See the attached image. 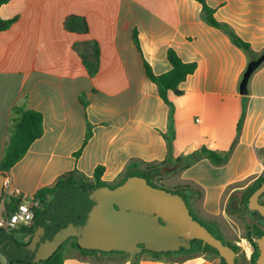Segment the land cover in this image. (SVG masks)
I'll list each match as a JSON object with an SVG mask.
<instances>
[{"label":"crops","instance_id":"obj_1","mask_svg":"<svg viewBox=\"0 0 264 264\" xmlns=\"http://www.w3.org/2000/svg\"><path fill=\"white\" fill-rule=\"evenodd\" d=\"M205 1L216 19L229 24L253 51H264V0ZM73 17L86 20L87 33L76 32ZM0 19L13 21L0 28V162L14 107L25 104L43 115V135L7 175L12 189L34 196L72 171L91 178L99 166L102 180L115 183L128 172L139 174L147 164L164 162L170 108L147 77L144 60L156 75L166 73L172 48L184 62L197 64L180 85L184 94L170 95L173 159L202 147L228 151L246 100L242 130L226 165L203 158L183 171L175 166L161 171L169 185L165 189L184 196L196 216L222 232L229 201L264 174V156L258 153L264 148V64L242 95L247 56L203 21L196 0H9L0 7ZM95 45L100 57L91 76L84 59L94 61ZM89 126L92 136L84 146ZM9 201L2 197L1 215ZM72 250L66 248L64 264L102 262L100 253L83 256ZM198 259V264H223L213 254ZM139 264L181 263L149 257Z\"/></svg>","mask_w":264,"mask_h":264},{"label":"water","instance_id":"obj_2","mask_svg":"<svg viewBox=\"0 0 264 264\" xmlns=\"http://www.w3.org/2000/svg\"><path fill=\"white\" fill-rule=\"evenodd\" d=\"M4 26L0 19V28ZM263 63L264 53L248 63L239 86L242 95L248 94L250 78ZM4 181L5 175L0 174V208ZM263 194L264 181L249 197L248 208L264 216V205L258 202ZM0 229V253L11 262L24 264L49 259L73 238L83 250L133 255L176 252L201 241L216 249L226 264H236L237 258L230 245L192 216L184 196L151 185L139 175L116 187L106 185L91 191L62 185L36 220V230L27 244L5 233L7 226ZM255 243L259 251L255 264H264V234ZM5 246H10L13 254Z\"/></svg>","mask_w":264,"mask_h":264},{"label":"trees","instance_id":"obj_3","mask_svg":"<svg viewBox=\"0 0 264 264\" xmlns=\"http://www.w3.org/2000/svg\"><path fill=\"white\" fill-rule=\"evenodd\" d=\"M196 1L199 2L202 6L203 21L207 25L224 32L229 37L231 42L245 53L248 59V63L256 60L258 57H260L264 53V51L262 53H256L255 51H253V49L251 48V45L248 42L244 41L229 24L218 21L215 17V9L211 8L206 3L205 0H196ZM8 2L9 0H0V7L4 4H7ZM73 18L76 21V32L87 33L88 25H87L86 20L78 18V17H73ZM12 22L13 21H7L5 24L6 26H9L10 24H12ZM132 38H133V42L136 48L139 50L140 53H142L139 38H138V33L136 31H133ZM99 57H100L99 49L97 45H95L94 46V61H88L84 59L85 65L91 76H93L94 73L97 72V68H98L97 63H98ZM167 59L171 65V69L168 72L160 74V75H156L153 72L149 63L144 60V67H145L147 77L149 78L151 82L157 85L160 98L170 108L169 128H168L167 134L164 135L167 141V145H168V156L166 160L158 164L145 165L144 171L139 174L128 172L124 176V178L120 179L116 183H108L102 180V176L104 172V168L102 166L97 167L94 175L91 178L81 175L78 171L69 172L61 176L52 186L44 187L40 189L34 195V197L37 200H39L40 203L42 204V208L37 211L36 220L43 213V211L49 207L52 199L54 198V195L57 193V191L62 185H68L73 188L83 186L87 191H91L97 187L106 186V185H109L111 187H116L122 184L128 177L133 176V175H139V176L145 177L149 184L154 185L158 188L165 189L164 186L159 185L157 182V180L162 178L161 170H162V167L164 166H175L178 171H183L193 166L194 164H196L203 158L209 159L216 166H223L229 162L232 152L238 142V138L242 130V125H243L245 113H246V100L243 102L242 115L237 125V137L228 151L218 152L215 150L208 149L206 147H202L199 150L189 155L180 156L176 159L172 158V143L175 138V127H174L175 106L173 102L170 100V95L173 94L175 96H182L184 94V91L180 88V85L187 80L189 75H192L195 72L197 68V64L195 62H191V63L184 62L181 59V57L178 55V53L172 48H169L167 51ZM83 104L85 107L87 106L86 101H84ZM42 135H43V115L38 111L30 109L25 104L14 107L13 115H12V124L10 127L9 142L5 149L3 158L0 162V174H4L5 176H7L11 168L25 156V154L27 153L32 143L35 140L39 139ZM91 136H92V131L89 126L88 131L86 133L84 146L86 145L88 140L91 138ZM80 153H81V150L77 153V155H79ZM258 153L259 155L264 156V148L259 149ZM262 181H264V174L261 175L256 180V185H259V183H261ZM167 191L171 192L169 190ZM248 198H249V195L246 197L244 201H242V206H246ZM19 203H20L19 199L12 197L10 201L5 204V210L3 212V216L10 217L18 208ZM35 230H36V225L24 231L27 234L28 239L26 241H22V242L18 241V242L23 243V244L29 243L31 238L34 235ZM209 231H211L213 235H215L217 238L221 239L222 241H225L224 243L230 245L236 254L239 252V247L236 246L235 244H232L226 241L222 235V232L220 231L215 232L213 230H209ZM11 232L13 233V231ZM246 236L248 239L251 240L254 247L256 248V251L254 252L250 260L252 264H255V261L258 257L257 245L253 241V238L251 235L247 234ZM200 243L201 245L206 246L205 247L206 249L204 251H207V250L212 251L218 255V252L216 249L212 248L211 246L207 245L204 242H200ZM67 247H69V249L78 251L83 256H87V255L92 256V255L99 254V253L103 255L126 254L122 252L104 253V252L95 251V250H83L78 246L76 239L73 238V239H69L66 243H64L58 249V251L49 259L45 261H41L39 263L31 262L28 264H64L65 251ZM143 253L150 254L153 260L160 261V262H163L164 257H167V254H168V253H154V252H148V251H143L141 254ZM139 255H135V256H139ZM221 260L223 264H226L222 258ZM130 262L131 264H139V259L133 258ZM7 264H24V263L11 262L8 259Z\"/></svg>","mask_w":264,"mask_h":264},{"label":"rangeland","instance_id":"obj_4","mask_svg":"<svg viewBox=\"0 0 264 264\" xmlns=\"http://www.w3.org/2000/svg\"><path fill=\"white\" fill-rule=\"evenodd\" d=\"M163 171V170H161ZM165 174V171H164ZM158 184L161 186H166L169 187L167 181L164 178H161L159 180H157ZM116 183V182H115ZM248 196V190H246L243 194H242V201H244L246 199V197ZM236 196L234 198L231 199V201H229V212L227 214V219L223 222L224 224H222V232L226 238V241L235 244L236 246L238 242H241V239L247 238V234L245 231V222L244 220L239 216L240 213L242 212V208H240V205H238L237 201H236ZM7 234H9L12 238H14L17 242H22L23 240L21 239V237L19 236V234H15L12 232H5ZM18 242V243H19ZM6 247V251L7 252H11V247L10 246H5ZM205 245H200L198 248L200 250L199 255H187L185 257H166L169 260H173L175 262H179L181 264H198L196 262L199 261L198 258H204V256L206 254H213L215 256H218L215 252L212 251H204L206 248ZM239 247V246H238ZM72 252L75 253L74 250H72ZM11 254H13V252H11ZM102 258V262L101 264H104L106 261L107 262H112V261H117V260H132L133 258L136 259H141V258H149L151 257L150 254L147 253H143L140 254L139 256H135L133 254H110V255H103L100 254ZM237 258H238V264H251V261L248 260L244 254V252L242 251V249L239 247V252L237 253ZM7 260L8 257L0 254V262L1 264H7Z\"/></svg>","mask_w":264,"mask_h":264},{"label":"built area","instance_id":"obj_5","mask_svg":"<svg viewBox=\"0 0 264 264\" xmlns=\"http://www.w3.org/2000/svg\"><path fill=\"white\" fill-rule=\"evenodd\" d=\"M3 196L8 199L15 197L20 200V203L10 217L0 215V227L7 226L9 231L24 233L27 237L24 231L36 225V214L42 208V204L34 196L25 195L20 191L12 189L11 180L8 176H5ZM237 245L249 260L252 254V247L249 240L246 238L241 239V242H238Z\"/></svg>","mask_w":264,"mask_h":264},{"label":"flooded vegetation","instance_id":"obj_6","mask_svg":"<svg viewBox=\"0 0 264 264\" xmlns=\"http://www.w3.org/2000/svg\"><path fill=\"white\" fill-rule=\"evenodd\" d=\"M261 183H259V185H256V181L250 186V188L248 189V195L249 197L251 196V194L260 186ZM236 201L238 203V205H240V208H242V212L240 213L239 216L244 220L245 222V231L246 234L251 235L253 238V241L255 242V239L264 234V216L261 215L258 211H254V210H250L248 208V201L246 203V206H242V193H239L236 196ZM186 199V198H185ZM249 200V198H248ZM231 201V200H230ZM187 206L190 210V213L192 214V216L201 224H203L206 228H208V230H213L215 232H218L219 230L217 229V226L211 222V223H204L198 216H196L190 205L189 202L187 201ZM259 204L264 205V194L260 196L259 198ZM229 204L226 207V211L227 213L230 211L229 210ZM223 237L225 238L224 234L222 233ZM248 239V238H246ZM226 240V238H225ZM251 247H252V254H251V258L254 254V252L256 251V248L254 247L253 243L251 242L250 239H248ZM201 241H193L191 242V247L189 249H185V248H180V250L176 251V252H168L167 256L168 257H185L187 255H199L200 250H199V246L201 245L200 243ZM225 242V241H223ZM226 244V243H225ZM257 245V244H256ZM258 249V247H257ZM188 253V254H187ZM187 254V255H186ZM259 254V251H258ZM251 258L249 260H251ZM236 264H238V258H236ZM252 264V263H251Z\"/></svg>","mask_w":264,"mask_h":264}]
</instances>
